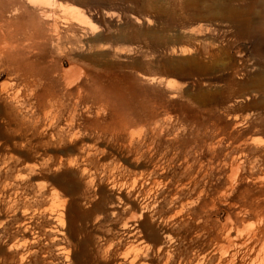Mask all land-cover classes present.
Segmentation results:
<instances>
[{
	"label": "rangeland",
	"instance_id": "374dc122",
	"mask_svg": "<svg viewBox=\"0 0 264 264\" xmlns=\"http://www.w3.org/2000/svg\"><path fill=\"white\" fill-rule=\"evenodd\" d=\"M44 1L0 0V264H264V0Z\"/></svg>",
	"mask_w": 264,
	"mask_h": 264
},
{
	"label": "bare ground",
	"instance_id": "6f19581e",
	"mask_svg": "<svg viewBox=\"0 0 264 264\" xmlns=\"http://www.w3.org/2000/svg\"><path fill=\"white\" fill-rule=\"evenodd\" d=\"M29 4H32V5H34V4H36V3H39V2H42V1H44V0H26ZM45 2V1H44ZM40 4H42V3H40ZM43 5H44V3H43ZM261 24V23H260ZM259 25V24H258ZM259 27V26H258ZM262 28H263V26H262ZM9 44L10 43H8L4 38L0 41V59H1V55L3 54V50L4 49H6V48H11L12 46H9ZM9 46V47H8ZM33 85L35 86V83H33ZM32 92H33V89H32ZM35 98H37V94H36V97ZM55 101V100H54ZM53 101V102H54ZM49 103V102H48ZM51 103H52V101H51ZM48 105V104H47ZM50 105V104H49ZM53 105H54V103H53ZM58 107V106H57ZM50 108V107H49ZM60 108H61V105H59V108L57 109L58 110V113H59V119H60V117L62 116L61 115V113H60ZM64 110H65V108H64ZM56 111V110H55ZM54 111V112H55ZM49 112V111H48ZM47 112V113H48ZM57 113V112H56ZM47 115V114H46ZM56 117V116H55ZM57 120V119H56ZM71 120V119H70ZM69 120V118L67 117H64V121H66L67 123H69L68 121H70ZM55 121V120H54ZM46 123H47V120L45 121ZM50 122H52L53 123V121L51 120ZM71 122V121H70ZM46 123H41L40 124V129H41V133L42 134H44V135H48L49 134V136L53 139L54 137H56V138H58L57 140H62L63 139V131H62V126H61V120H58V123H57V125L59 126V129H58V133L56 134V135H53V132H51V133H49V130H48V128H49V126L50 125H48V124H46ZM50 124V123H49ZM55 126V125H54ZM64 127V126H63ZM52 128V127H51ZM68 130V129H67ZM76 130V129H75ZM65 132V131H64ZM67 132V131H66ZM74 132V131H73ZM72 132V133H73ZM65 134V133H64ZM76 134V133H75ZM68 135V134H67ZM71 135V134H70ZM70 135H69V137H70ZM53 136V137H52ZM50 138V139H51ZM55 138V139H56ZM65 138H67V137H65ZM75 138V137H74ZM51 139V140H52ZM54 139V140H55ZM71 140V139H70ZM45 141V140H44ZM47 142V141H46ZM59 142V141H58ZM60 143V142H59ZM62 149V148H61ZM93 150V149H92ZM86 151V150H85ZM93 152V151H92ZM79 155V154H78ZM93 156L94 155H92V153H90L89 152V150L86 152V153H84V154H82L81 155V157L77 160V159H70V157L69 156H67V157H69L68 159H64V158H62V157H59V158H57V159H50L51 160V164H52V166L54 165L55 167L54 168H57V169H59V168H61L62 166H67V168L69 167V169L71 168V167H74L75 169L76 168H78L79 170H80V172H81V174L79 175L80 176V179H81V182H82V184L83 185H87V187H88V183L90 182V180L93 178L92 176H96L97 174H99V172H103V171H107V172H109L110 170L108 169L109 167H108V165L106 166V165H104L103 163V165H101V164H98V163H95V162H93L94 161V158H93ZM66 157V158H67ZM75 157V156H74ZM101 160V159H100ZM49 163V162H48ZM106 164V163H105ZM33 166V165H32ZM113 166V165H112ZM111 166V167H112ZM110 167V168H111ZM116 167V166H115ZM114 167V168H115ZM113 168V169H114ZM117 168V167H116ZM116 168H115V170H116ZM73 169V168H72ZM72 169H71V171H72ZM112 169V168H111ZM99 170H101V171H99ZM76 171V170H75ZM77 172V171H76ZM113 172H115V171H113ZM71 173H73V171L71 172ZM84 174L86 175V177H84ZM73 175V174H72ZM74 175H76V173H74ZM100 175V174H99ZM98 176V175H97ZM109 176V175H108ZM139 178H141V177H139ZM98 179H99V177H98ZM107 179V178H106ZM144 180V179H143ZM142 180V181H143ZM141 181V182H142ZM95 182H97V181H95ZM94 182V183H95ZM108 182V181H107ZM93 183V184H94ZM109 183V182H108ZM116 183V182H115ZM109 185V184H108ZM113 185H115L114 183H113ZM118 185V184H117ZM93 186V185H92ZM143 186V185H142ZM84 187V186H83ZM86 187V188H87ZM118 187V186H117ZM119 187H121V186H119ZM93 188V187H92ZM108 188H110V186L108 187ZM90 189V188H89ZM88 190V189H87ZM114 190V189H113ZM95 191H97V189L95 190ZM105 194V193H104ZM115 194H117V196H119L120 194H122L125 198H129L130 196V193H115ZM132 194V193H131ZM135 194V193H134ZM148 194H150V193H141V195L143 196V202H142V204L143 205H141V207H139L140 208V210L139 209H137V210H139L140 212V215H143L144 214V210H145V207L147 206V198L148 197H146ZM116 196V195H115ZM141 197V196H140ZM134 199V198H133ZM14 202H15V199H14ZM106 202V201H105ZM129 202H131V201H129ZM102 203V202H101ZM111 204H112V202H110ZM150 203V202H149ZM113 204H114V202H113ZM111 205L110 207L112 208V211H115L116 210V206L115 205ZM120 204V203H119ZM103 206V205H102ZM136 206V205H135ZM108 209V208H107ZM106 209V210H107ZM62 211H60L59 213H57L56 215H55V223H54V225H52L51 227H49V228H47L46 230H44V233L42 232V233H38V232H34L33 233V236H32V243H34L37 239H39V237H40V235H49V234H51V235H53V237H54V239L56 238L57 239V237H58V234L60 233L59 232V226H63L64 225V223H65V221H64V219H63V215H62V213H61ZM21 213L22 214H20V215H23V217H24V219H25V223H26V228H31L32 229V227H34L35 225H36V218H35V212H33V211H31V210H29L28 208H27V206H23V208H22V210H21ZM137 213V212H136ZM138 213V214H139ZM137 214V215H138ZM137 219H135V218H128L127 220H125L124 222H122L121 223V225H120V227L119 228H121V230H123L124 231V229L126 230V231H128L129 233L130 232H132V230L134 229V228H136L137 226ZM22 225V224H21ZM119 226V225H118ZM150 229V228H149ZM148 230V229H147ZM151 233V232H150ZM149 233V234H150ZM229 234H230V232H228ZM227 234V233H226ZM170 235L169 234H167V231L164 233V236H162L163 238L161 239V241L162 242H166L167 240H169V237ZM229 236V235H228ZM46 237H48V236H46ZM155 237V236H154ZM161 238V237H160ZM54 239H52V241L54 240ZM157 239V238H156ZM47 240V239H46ZM48 241H50V239H48ZM228 241H232L231 239L230 240H228ZM162 242H160V244L162 243ZM220 244V243H219ZM261 246H262V243H261ZM263 246H264V242H263ZM172 248V247H171ZM227 248V247H226ZM105 249V248H104ZM219 249V251H223L224 250V246H223V244L218 248ZM63 251V250H62ZM106 252V251H105ZM206 253V252H205ZM231 253V252H230ZM233 253V252H232ZM235 254V253H234ZM201 256V255H200ZM234 257L232 254H229V257ZM21 257V256H20ZM231 257V258H232ZM231 258H229V260L227 259V258H222V257H220L219 259H220V263L222 262V263H227L228 261H232V259ZM235 258V257H234ZM236 260V259H235ZM197 264H201L200 262H202V261H200L199 262V260L197 259ZM230 261V262H231ZM234 261V260H233ZM239 262V261H238ZM229 263V262H228ZM232 263V262H231ZM236 263V262H235ZM242 263V262H241ZM195 264V263H194ZM206 264V263H205ZM233 264V263H232ZM240 264V263H239Z\"/></svg>",
	"mask_w": 264,
	"mask_h": 264
}]
</instances>
